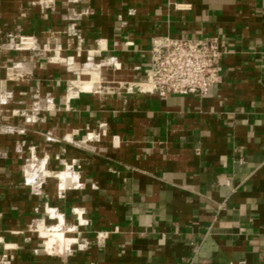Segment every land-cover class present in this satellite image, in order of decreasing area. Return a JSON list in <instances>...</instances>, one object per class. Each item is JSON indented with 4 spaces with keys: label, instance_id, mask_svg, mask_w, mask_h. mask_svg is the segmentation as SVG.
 <instances>
[{
    "label": "crops",
    "instance_id": "obj_1",
    "mask_svg": "<svg viewBox=\"0 0 264 264\" xmlns=\"http://www.w3.org/2000/svg\"><path fill=\"white\" fill-rule=\"evenodd\" d=\"M164 36L220 39L208 93L137 87ZM0 264H264V0H0Z\"/></svg>",
    "mask_w": 264,
    "mask_h": 264
},
{
    "label": "built area",
    "instance_id": "obj_2",
    "mask_svg": "<svg viewBox=\"0 0 264 264\" xmlns=\"http://www.w3.org/2000/svg\"><path fill=\"white\" fill-rule=\"evenodd\" d=\"M15 47L35 50L37 40L34 36H22ZM220 58L221 44L218 37L187 39L164 36L153 42L146 79L137 84V87L160 96L206 94L220 79ZM111 61L113 62V59ZM91 64L97 68L102 66V63H95L93 56H89L85 65ZM84 68L85 66L80 71L82 74ZM28 167L25 174L30 173L27 182L32 184V179L36 180L38 168L34 163L29 164ZM71 168L73 167L68 168L70 173H72ZM49 215L52 216L51 212Z\"/></svg>",
    "mask_w": 264,
    "mask_h": 264
},
{
    "label": "bare ground",
    "instance_id": "obj_3",
    "mask_svg": "<svg viewBox=\"0 0 264 264\" xmlns=\"http://www.w3.org/2000/svg\"><path fill=\"white\" fill-rule=\"evenodd\" d=\"M86 74L91 75L90 78L88 79H80V81L75 82L78 86H80L81 88L87 90L92 86L93 82H96V75H98V72L96 71H87ZM97 137L102 138V134L98 135ZM70 166L67 165V169L65 170L66 172H68L70 174L69 178L65 179L62 177V174H60V178H61V184L63 187L66 186L67 182L69 180H71L72 177V173H70V171H68V168ZM52 217L55 218L57 220V225H59V230L62 231L64 234L65 232L63 231V223L64 221L61 222L60 220V214L57 212H51ZM59 221V222H58ZM54 225L49 226L48 229L47 227H45V225L42 224V226L39 227V231L41 236H43L44 240H45V244L47 247V250L51 253L55 252V250L60 249V246H62L61 244L64 242V238L63 235L60 232L54 231V232H50L49 229H52Z\"/></svg>",
    "mask_w": 264,
    "mask_h": 264
},
{
    "label": "rangeland",
    "instance_id": "obj_4",
    "mask_svg": "<svg viewBox=\"0 0 264 264\" xmlns=\"http://www.w3.org/2000/svg\"><path fill=\"white\" fill-rule=\"evenodd\" d=\"M96 63V62H95ZM85 66V68H84V70H83V75H82V78L83 79H86V77H90L91 75H89V74H86V72L87 71H96V72H98V75H96V78H101L102 77V67H96L94 64L92 65H89V66H86V65H84ZM83 66V67H84ZM84 76H86V77H84ZM82 79V80H83Z\"/></svg>",
    "mask_w": 264,
    "mask_h": 264
}]
</instances>
